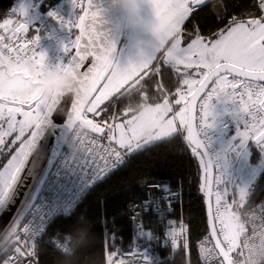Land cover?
Masks as SVG:
<instances>
[{
    "label": "snow or ice",
    "instance_id": "6c2138e0",
    "mask_svg": "<svg viewBox=\"0 0 264 264\" xmlns=\"http://www.w3.org/2000/svg\"><path fill=\"white\" fill-rule=\"evenodd\" d=\"M148 2L161 33L158 55L146 62L138 61L121 68L112 59L114 46H109L107 42L102 46L96 44L102 34L95 28L98 13L91 10V0H87L86 8H83L82 0H80L79 7L83 8V15H79L78 23L70 25V27L78 28L80 34L75 36L72 47L65 49L66 52L71 53L74 49L75 54H71L68 62L59 67V70L70 73L79 80L80 87L75 95L64 97L57 103L55 95L41 99L28 92L0 93V118L5 116V112L7 115V131H0V153L8 148L10 154V159L0 171V216H3L4 212L9 210L8 206L15 202L20 189H27L32 169L41 163L39 152H46L53 148V157L56 156L53 145L45 144L41 147L40 143L46 136L52 141L56 140V134L51 132L53 127H64L70 133H75V135H64L63 143L59 145L61 148L68 149L72 159H77L75 153L84 143L77 129L87 128L92 133L103 134L107 139L106 147L99 146L96 140L89 141L91 147L88 151L92 153V164L88 166L95 165L92 167L90 177L92 181L101 179L102 174L108 173L110 169L114 170L119 165H123L126 157L146 149L154 141L176 140L178 136L183 137L186 131L188 143L194 145L192 153L199 157L200 166L203 168L204 184L201 187L206 189V195L211 197L213 166L202 151L203 146L198 130L194 129L192 124L195 101L210 84L211 90L206 93L200 105L202 112L200 124L211 114L210 102L213 97L227 96L228 99L235 101L236 90L243 88L244 91L239 93L240 107L237 115L241 118V122L243 121L244 131H240L239 127L237 136L241 138L242 143L251 139L264 150V14L257 18L254 13L248 12V19H244L243 16H231L230 19L225 20L222 12L218 19L223 26L204 35L199 26H194L191 31L185 32L183 25L207 3V0H148ZM257 7L264 12V0H259ZM22 11L21 9V13ZM12 23L11 20L6 19L0 24V29L12 31L13 35L15 32L28 30L24 20L14 30L9 29ZM8 39L11 40L12 36ZM3 40L4 37H0V57L6 55L17 62L31 58L37 65V71L35 74L26 75L32 78L33 75L38 77L43 74L47 68L43 53L37 55L35 51L30 52L25 45L14 48L11 44L3 43ZM82 41L85 43L82 44ZM37 42V37L30 41L33 45ZM90 57L92 58L91 66L87 67L86 71H81L85 61ZM190 69H194L200 78H192V74L188 71ZM169 72H174L181 77L178 84L187 88V92H183L180 87L175 89L176 94L179 95V99L175 101L176 105L182 102L184 104L179 111L173 112L167 99V106L153 113L147 120L126 119L124 123H115L118 114L107 115L108 106L115 107L123 94L133 88L143 86L145 92L152 91L154 94L163 92L167 96L165 89L168 88V82L165 76ZM230 76L233 77L232 80H229ZM65 98L71 111L64 117L63 124H58L54 117L59 115V106ZM6 102L16 106L6 108ZM26 104L32 105L33 110L23 111V106ZM65 111H68L67 107ZM88 113L93 114L94 117H101V122L94 123L92 119H88ZM102 113L105 115L102 116ZM169 113H172L171 118H168ZM17 114L22 115L24 119L18 122ZM109 120L113 123H108ZM17 125L19 134L11 141V144L6 143L5 137L16 131ZM30 129L31 131H28ZM26 131H28V137L22 140ZM117 132L118 135H116ZM17 141H20V145L12 154V145H15ZM72 145L78 146V150L72 151ZM30 157L32 167L28 169L26 175H22ZM53 163L52 159L47 161V169L43 171L42 176L52 168ZM215 182L219 183L217 176ZM138 183L141 186L146 184L144 180ZM146 187L148 190L145 191V198L140 201V204L128 207V212L132 214L130 219L134 221V224L133 242H130L127 252L139 259L129 260L123 250L118 249L115 243H110L108 245L110 251L104 256V264H170L169 258H161L158 255V250H168L170 257L172 253L179 250V240L184 232L183 226L178 231L172 227L171 222H162V216L166 209L168 212L171 211L176 197L182 193L173 190L167 183L147 184ZM152 189L160 195L157 196ZM221 199V194L217 192V206L214 212L209 200L208 218L210 223L214 220L220 222L219 234L222 240L218 238L217 228L213 225L211 236L215 239V245L208 247L204 243L201 244L198 255L203 257L202 264H236L237 260L232 254L237 249H242L240 252V258H242L243 249L249 239L264 236V201L260 202L259 214H257L255 201L250 193L243 189L239 190V200L234 199L232 204L225 203L223 211H221ZM29 200L33 207L21 216L20 213ZM72 206L74 205L71 201L37 203L33 196L29 199L25 191V200L19 209V215L0 228L4 229L15 222L17 234L20 236V246L10 254H0V264H40L39 249L46 230L29 241L24 238L23 233L18 231L19 226L27 221L38 229V226L52 217L55 212L61 209L67 211ZM136 207H141L144 213H151L156 217L159 227H163V223H167V227L159 231L145 226L142 220H138L139 214L135 211ZM29 216H31L30 219ZM74 216L72 225L77 224L80 217H84L90 222L92 230L94 225L87 214H77L76 211L68 216H56L51 220V225L61 218L72 220ZM249 224H251V236L247 235ZM241 237H244L242 244ZM110 239L114 241L115 237ZM187 246L185 242L183 247ZM134 248H138L139 251H134ZM172 262L174 264V257ZM186 264H191L190 256L186 257Z\"/></svg>",
    "mask_w": 264,
    "mask_h": 264
},
{
    "label": "trees",
    "instance_id": "16d2710c",
    "mask_svg": "<svg viewBox=\"0 0 264 264\" xmlns=\"http://www.w3.org/2000/svg\"><path fill=\"white\" fill-rule=\"evenodd\" d=\"M58 1L60 0H35L34 6L37 7V11L45 12ZM13 2L14 0H0V22L9 18L7 10ZM258 2L259 0H212L186 21L184 31L189 32L194 26H199L202 34L208 35L213 29L218 30V27L223 26L218 19L222 12L225 20L231 16H243L244 19H248V12L254 13L257 17L261 12L257 7ZM21 22L23 20L19 18L14 25L18 26ZM20 33L31 38H34L36 34L33 27L30 28L29 33L23 31ZM70 33L74 37L77 35L74 26ZM0 37L9 40L6 35H3V29H0ZM70 55L71 52H68L67 59ZM180 79L181 77L174 72L166 73L167 96L163 92L158 94L152 91L145 92L143 86L133 88L123 94L115 107L108 106L107 115L110 116L113 113L119 115L123 113V110H130V113H133L145 104L157 105L167 97L173 100L176 87L181 86L178 84ZM90 115L91 119L96 121L95 117ZM98 119L101 121V117ZM259 156V150L253 147L252 161H257ZM5 159L6 156L0 157V166ZM141 180L145 182L168 180L174 187L182 190V202L177 206L176 211L178 215L182 214L187 227L189 253L187 254L185 249L174 254V264H186L188 256H190L191 264H198L196 244L209 233V227L204 188L201 187L204 184L203 168L200 166L199 157L192 153V147L187 143L186 131L183 137L154 142L146 149L133 154L127 167L114 172L85 195L75 211L77 214H87L94 225L92 230L90 222L84 217H80L75 225H72L75 216L72 220L61 218L53 225L50 223L39 249L40 264H104L106 230H108L109 239L115 237V240L110 239L111 241L122 247L128 246L133 233V222L130 219L128 207L142 196L143 186L138 183ZM250 196L255 203L264 198V170ZM66 238L72 242V255L63 254L52 246L51 242L54 239ZM6 248L9 246L7 245ZM169 260L170 264H173L172 257Z\"/></svg>",
    "mask_w": 264,
    "mask_h": 264
},
{
    "label": "built area",
    "instance_id": "2783aa9c",
    "mask_svg": "<svg viewBox=\"0 0 264 264\" xmlns=\"http://www.w3.org/2000/svg\"><path fill=\"white\" fill-rule=\"evenodd\" d=\"M25 0H14L13 4L9 7L7 10V16L10 18L15 19L16 21L21 18V8ZM80 0H60L55 5H53L49 10L45 12H40L37 16L35 22L32 23L33 30L36 31V34L34 38L29 37L26 34H21L20 32H17L15 36L8 40L6 44H11L14 48L18 47L20 45H25L29 49V51H35L37 55L39 53H43L45 56V64L47 67H57L59 68L63 64H66L68 62L67 59V53L65 51L66 45L64 41V37L68 34V30L70 28V25H74L79 15H81V12L83 8L79 7ZM85 0H82V4H84ZM259 3V2H258ZM260 15L264 14L262 10L260 9ZM259 15V16H260ZM257 16V18H259ZM230 19V18H229ZM56 22L58 24L57 27L52 25V22ZM15 28L17 25H13ZM184 28V25H183ZM42 34V37L41 35ZM35 37L38 38V42L36 45H33L30 43V41L34 40ZM3 58V57H0ZM23 74H34L31 72H23ZM28 76V75H27ZM32 78L35 80V76L33 75ZM233 77L230 76L229 80H232ZM241 79V78H240ZM212 85L208 89V91L211 90ZM207 91V92H208ZM243 88H238L236 90V96L235 101L228 99L227 96H221V97H213L212 101L210 102L211 105L214 106L216 116L219 118V116H224L225 114L229 116L230 121L222 122L219 118V126L217 128H212L207 123V117L205 120L200 124V119L202 116V112L200 110V105L203 103V98L199 102L198 105V112H197V127L200 136L202 137V140L206 144L211 157L213 159V163L215 166V179L216 176L219 178V183H214V191H213V212L216 208V193L219 192L221 194V211H223V206L225 203L232 204L233 200L235 199V192L233 187V170L230 172L224 171L222 169L223 161H222V153L223 149L220 145V143L217 140V134L218 130H223L225 127H227L229 124H233L237 129L240 127V131H244L243 127V121L241 122V118L238 117V108L240 107L239 104V93L243 92ZM246 99V97H245ZM101 121H98L97 123H100ZM108 123H113V121L109 120ZM241 123V124H240ZM200 124V126H199ZM103 126V124H101ZM77 131L80 133V139L84 141L83 145L80 147V150L75 153L77 159H72L71 154L68 151L67 148H63L59 154V157L54 164L53 168L51 169L47 180L43 186V189L38 196L36 202L42 203V204H51L57 201H71L74 206L69 208L67 211L61 209L53 214L52 217H49L48 220H45L43 224H40L38 226V229L35 228L34 225H32L30 222L25 221L24 224H21L19 226L18 231L20 233L24 234V238L31 241L34 236H39L41 232L46 230V234L48 232V227L51 223V220H53L56 216L64 215L68 216L71 215L73 211H75V206L78 205L82 199L85 197V195L93 189L98 184L102 183L104 180L108 179L114 172L127 167L129 163L132 160V155L129 157H126L125 163L123 165H119L116 169H110L108 173L102 174V178L99 180L92 181L90 179L91 173H92V167L95 165H92V167H89L88 165L92 164V153L88 151V149L91 147L89 144V141L96 140L101 147H106L108 145L107 139L104 138V135H97L95 133H92L88 131L87 129H77ZM105 132H107V129H105ZM72 135H75V133H71ZM253 142V140H248L246 143ZM79 143V141H77ZM102 164V162H100ZM228 175L229 179L225 180L224 176ZM85 182V183H83ZM153 183H167L170 185V187L173 190L179 191L182 193V190L180 188H176L172 185V183L168 180H162V181H152V182H146L145 186L142 188V196L137 200L135 205H139L140 201H142L145 196L144 193L147 191V184H153ZM226 190V191H225ZM152 191L158 196L160 193L156 192L155 189H152ZM261 201H264V198L261 199L259 202L256 203L257 205V214H259V204ZM182 202V194L180 196L176 197V202L172 204L171 211L168 212L167 209L165 211V214L162 216V222H171L172 227H175L178 231L180 230L181 226H183L184 232L182 237L179 240L180 248L177 252L172 253V257L174 254L185 250L186 248L183 247L185 242L189 246V240L187 236V227L184 221V218L181 215L177 214L176 208L178 205H180ZM132 204V205H133ZM33 207V206H32ZM31 207V208H32ZM233 210H235V205H233ZM135 211L139 214L138 220H142L145 226L151 227L153 229H157L159 231H163L164 228L167 227V223H163V227H159L156 223V217H154L151 213H144L142 211L141 207H136ZM243 211V210H242ZM250 214V213H249ZM132 214L130 213V216ZM31 216H29V219ZM132 220V219H131ZM215 221V227L217 228V232L219 234V228L221 227L220 222L218 220ZM133 224L134 221L132 220ZM248 228V236L252 235L251 230V224L247 225ZM46 235L43 236V238ZM221 240L222 236L219 234ZM244 237H241V244L243 243ZM20 236L17 234V229L14 231L8 246L9 248H4L0 251V254H10L16 250L17 247L20 246ZM133 242V233L131 241ZM130 242L128 246L122 247L115 242L111 241L109 239V233L108 230L105 231V251L106 255L110 251V248L108 245L110 243H115L118 249H121L124 251V255L128 257L129 260H137L139 257L131 256L130 253L127 252V249L130 246ZM52 246L57 251L66 254V255H72L73 253V246L72 242L69 238L66 239H54L52 242ZM204 243L208 247H213V241L211 240V237L209 233L196 244V253L198 256V264H202L203 257L198 255L199 248L201 244ZM247 245V244H246ZM134 251H139L138 248H134ZM242 249H237L236 252H234L233 258L237 261L242 260L240 258V252ZM158 255L161 258H171L170 253L166 249H159ZM244 256V255H243Z\"/></svg>",
    "mask_w": 264,
    "mask_h": 264
},
{
    "label": "rangeland",
    "instance_id": "374dc122",
    "mask_svg": "<svg viewBox=\"0 0 264 264\" xmlns=\"http://www.w3.org/2000/svg\"><path fill=\"white\" fill-rule=\"evenodd\" d=\"M212 0H207V2H210ZM39 11H37V7L34 6L33 10L31 12V17L26 20L27 22V31L23 32H30V28L32 29V23L35 22L37 16L39 15ZM142 14L149 17V18H154L153 11L151 8L150 4H145L142 8ZM8 20H11L13 23L9 25L13 26L14 23L16 22L15 19L13 18H6ZM4 19V20H6ZM0 22L2 24L4 22ZM29 25V26H28ZM52 25L57 27L58 24L56 22H52ZM71 28L68 30V34L64 37L65 44L67 43V47L70 49L73 44V37L74 35L70 33ZM34 31V30H33ZM36 33V31H34ZM42 37V34H40ZM75 39V37H74ZM72 40V44L70 41ZM8 40H3V43H7ZM66 47V48H67ZM74 50V49H73ZM70 52V51H69ZM139 61V56H138V49L136 45V38L133 36V34L125 28L124 30V36L122 39V43L119 49V53L116 59V64L119 65L121 68L126 67L130 63H136ZM184 70L182 69V72ZM192 74V78L194 79H199L200 77L197 75L196 71L194 69L188 70ZM23 79L27 82L28 89L31 90L34 87V84L29 81L28 79ZM181 90L183 92H187V88L181 84L180 86ZM131 90V89H130ZM129 91V90H128ZM127 92V91H126ZM0 93H8L5 91H0ZM166 99V100H165ZM162 103L157 104V105H151V104H145L143 107H141L138 111L130 113V110H123V113L117 115V120L115 123H124L127 120H132V121H138V120H147L153 113H156L158 111L163 110L167 104L166 101L168 99L169 104L171 106L176 105L175 101L179 99V95L175 93L174 99L171 100L170 98H165ZM15 104L12 103H7L6 102V108L7 107H15ZM184 104L183 102L180 105H177V110L173 111H179L181 107H183ZM23 111H32L33 106L32 105H24L23 106ZM91 114V113H88ZM93 115V114H92ZM172 113H169L168 118H171ZM94 116V115H93ZM99 117H95L96 121H99ZM214 122L213 124H210L212 128H217L219 126V118L222 122L230 121L228 115L224 116H219V118L214 117ZM24 117L20 114L16 115V120L22 121ZM178 124V121H177ZM0 131H7V115L5 112V116L3 118H0ZM30 131V130H28ZM28 131L25 133V137H22L21 139H25ZM217 134V140L220 143L223 153H222V169L226 172H230L233 170V189L235 192V200H239V190L243 189L247 191L248 193L251 194L252 189L254 185L257 183L260 174L264 170V150H262L257 144L254 143V141L249 142L248 144L246 142L242 143L241 138L237 136V131L238 129L233 125L229 124L225 129L223 130H218ZM19 134L18 132V125H17V130L13 131L10 135L5 137V141H8V144H11V141L15 139V137ZM118 135V132L116 133ZM160 141V140H157ZM154 141V142H157ZM153 142V143H154ZM20 145V141H17L15 145H12L11 148V153L14 154L15 149L18 148ZM253 147H256L259 150L260 156L257 161L253 162L252 161V156H253ZM6 156L5 162L0 166V171L3 170V166L7 163L8 159H10V154H9V149L5 148L3 153H0V157ZM225 180L229 179V176L226 175L224 176ZM187 254L189 253V248L188 246L186 247Z\"/></svg>",
    "mask_w": 264,
    "mask_h": 264
},
{
    "label": "water",
    "instance_id": "95a60500",
    "mask_svg": "<svg viewBox=\"0 0 264 264\" xmlns=\"http://www.w3.org/2000/svg\"><path fill=\"white\" fill-rule=\"evenodd\" d=\"M35 0H25L23 5H22V13H21V19L22 20H28L31 17V12L34 7ZM87 7V0H85L83 4V8ZM91 10L95 11L98 13L97 21L95 22V28L97 32L101 33L102 35L100 36V39L96 41L97 46H102L103 43L107 42L109 46H114V51L112 52V59L113 62H116L119 49L122 43V39L124 36V30L125 27L121 24L119 18H118V13L115 12L111 5H110V0H91ZM81 15H83V10L81 12ZM78 23V20H77ZM91 26V25H90ZM9 29L14 30V26H10ZM74 30L77 32V35H79V29L74 26ZM17 32H15L16 34ZM13 35L12 31H5L3 30V35H6L7 37L12 36V38L15 36ZM85 43V41H82V44ZM72 55L75 54V50L71 53ZM71 56V55H70ZM70 59V57H69ZM68 59V60H69ZM91 57L89 60L85 61V66L81 68V71H86L87 67L91 66L90 61ZM22 77L25 79H28L31 81L33 84L35 80L33 78H29V76L20 73ZM243 79V78H241ZM211 84L207 89H205V92L200 93V95L197 97L195 101V105L192 111V124L194 129L198 130L197 127V112H198V105L202 97L205 95V93L208 91L210 88ZM75 93L72 94H57L56 100L57 103L59 102L60 99L64 97H69V96H74ZM54 96V95H53ZM68 108V111H65V108ZM53 110L55 111V106H53ZM71 109L68 106V101L65 98L64 102L59 106V115L57 117H54V119H57L58 124H63L64 117H66L70 113ZM91 119V118H88ZM93 120V119H92ZM94 123H97L95 120H93ZM87 129V128H85ZM88 131L91 132L90 129H87ZM51 132H54L55 135V141H52L49 139L48 136L45 137L43 141H41V147H43L45 144H51L54 146V150L56 152V156L53 157V148H50L48 151H40L39 152V157H40V165L34 169H32V175L28 178V185L27 189H20L19 195L15 198V202L13 204H10L9 210L4 212L3 216H0V228L3 227V225L9 221L15 220V218L19 215V209L22 206V203L25 200V191L28 193V198L30 199L31 196L35 198V201L37 200L38 196L40 195L43 186L47 180V177L53 168L54 164L56 163L59 154L63 148H61L59 145L63 143L64 140V135H70L71 133L68 131L67 128L64 127H53L51 129ZM97 135H102L100 133H95ZM199 138L202 143V151L206 154L207 159L212 163L213 166V172H212V184H211V190H212V196L209 197L206 195V189H204V200H205V206H206V211H207V217H208V206H209V200L211 201V206L213 204V191H214V183H215V166L213 163V159L211 157V154L202 140V137L199 134ZM187 136V132H186ZM187 139V138H186ZM188 143V141H187ZM255 143V142H254ZM189 144V143H188ZM256 144V143H255ZM190 145V144H189ZM194 145H190V147H193ZM49 159H52L54 161L53 166L50 170L46 171L45 174L42 176V173L45 169H47V161ZM31 157L29 158V163L26 165L25 172L22 173V175H26L27 171L29 168H31ZM33 206L32 202L29 200L26 202V204L23 207L22 212L20 213L21 216L24 214L28 213L31 207ZM215 225V221H212V223L209 222L208 218V227H209V235L211 237V240L213 241V244L215 245V239L212 238L211 236V230L212 226ZM17 229V224L15 222L10 223L9 226H7L4 229H0V251L3 250L9 243L14 231ZM218 238H220L218 232H217ZM221 239V238H220Z\"/></svg>",
    "mask_w": 264,
    "mask_h": 264
},
{
    "label": "clouds",
    "instance_id": "9594fccd",
    "mask_svg": "<svg viewBox=\"0 0 264 264\" xmlns=\"http://www.w3.org/2000/svg\"><path fill=\"white\" fill-rule=\"evenodd\" d=\"M145 4H149L148 0H110V5L118 13L121 24L136 38L139 61L143 62L158 55L161 44V33L155 18L142 14ZM36 71L37 65L31 58L17 62L5 55L0 58V91L17 94L28 92L46 99L57 94L76 93L80 87L79 80L72 74L57 67H47L42 75L35 77L34 87L29 90L20 73L35 74ZM71 150L77 151L78 146L72 145ZM243 251L242 260L236 261V264H264V236L249 239Z\"/></svg>",
    "mask_w": 264,
    "mask_h": 264
},
{
    "label": "crops",
    "instance_id": "0c3cea01",
    "mask_svg": "<svg viewBox=\"0 0 264 264\" xmlns=\"http://www.w3.org/2000/svg\"><path fill=\"white\" fill-rule=\"evenodd\" d=\"M166 100V99H165ZM164 100V101H165ZM172 100V99H171ZM163 102V101H162ZM161 102V103H162ZM160 104V103H159ZM172 108H173V111H175V110H177L176 108H177V105H174L173 104V106H172ZM216 110H215V108H214V106L213 105H210V112H211V114L209 115V116H207V123L209 124V126L210 127H212L210 124H213V122H214V118H213V116L214 117H216V118H218L217 116H216V112H215ZM219 122V121H218Z\"/></svg>",
    "mask_w": 264,
    "mask_h": 264
},
{
    "label": "flooded vegetation",
    "instance_id": "af4514ba",
    "mask_svg": "<svg viewBox=\"0 0 264 264\" xmlns=\"http://www.w3.org/2000/svg\"><path fill=\"white\" fill-rule=\"evenodd\" d=\"M14 29H15V27H14ZM70 43L72 44V40L70 41ZM66 47H67V45H66ZM66 53H68V52H66ZM87 118H91V115L90 114H87Z\"/></svg>",
    "mask_w": 264,
    "mask_h": 264
}]
</instances>
